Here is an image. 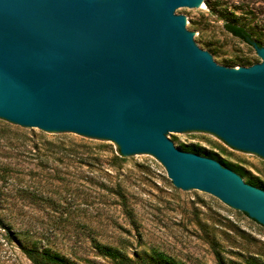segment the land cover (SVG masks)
<instances>
[{
  "label": "water",
  "instance_id": "obj_1",
  "mask_svg": "<svg viewBox=\"0 0 264 264\" xmlns=\"http://www.w3.org/2000/svg\"><path fill=\"white\" fill-rule=\"evenodd\" d=\"M208 0H0V117L115 141L264 226V187L172 139L264 157L262 62L222 63L191 25Z\"/></svg>",
  "mask_w": 264,
  "mask_h": 264
},
{
  "label": "rangeland",
  "instance_id": "obj_2",
  "mask_svg": "<svg viewBox=\"0 0 264 264\" xmlns=\"http://www.w3.org/2000/svg\"><path fill=\"white\" fill-rule=\"evenodd\" d=\"M227 21L264 47V0H208L191 25L222 63L262 62ZM172 141L264 184L257 153L205 133ZM23 248L64 264H264V226L208 192L176 187L165 166L121 154L111 139L0 117V264H32Z\"/></svg>",
  "mask_w": 264,
  "mask_h": 264
},
{
  "label": "trees",
  "instance_id": "obj_3",
  "mask_svg": "<svg viewBox=\"0 0 264 264\" xmlns=\"http://www.w3.org/2000/svg\"><path fill=\"white\" fill-rule=\"evenodd\" d=\"M224 28L227 32L231 33L233 36L241 39L242 41H244L250 45H254V44L259 45L257 42H255L252 39L250 32H248L244 26H242L236 22L227 21L224 23ZM259 46H261V45H259ZM248 64H251V63H248ZM185 147H187V148H189V149H191V150H193L199 154H201V152L203 151L200 148V146L194 145V144L188 145ZM203 155L209 156L208 154H203ZM218 157L219 156H217V155L215 156V158L217 159V161L221 165H223V166L237 172L238 174L242 175V169L239 166L233 165L230 162H228L227 160H224V159L218 158ZM115 158H120V159L124 160V158L118 157V156H115ZM253 182L264 187V184H261L260 181H258V180L253 181ZM23 252L26 255V257L31 261L32 264H64L60 259H58V258H56V257H54L51 254L46 253V252H40V251H36L33 249H28V248H23ZM116 264H147V263H145L143 261H131V260H127V259H120L116 262Z\"/></svg>",
  "mask_w": 264,
  "mask_h": 264
}]
</instances>
